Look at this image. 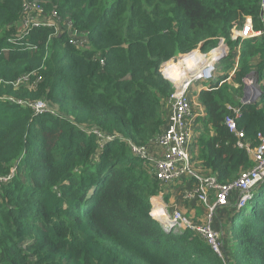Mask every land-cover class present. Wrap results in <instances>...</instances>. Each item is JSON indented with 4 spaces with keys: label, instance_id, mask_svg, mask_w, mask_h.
<instances>
[{
    "label": "trees",
    "instance_id": "obj_1",
    "mask_svg": "<svg viewBox=\"0 0 264 264\" xmlns=\"http://www.w3.org/2000/svg\"><path fill=\"white\" fill-rule=\"evenodd\" d=\"M29 1L0 0V50L22 34ZM37 1L73 27H34L23 40L34 49L0 52V176L16 172L0 185V264H264V183L246 207L217 212L223 259L194 230L167 232L152 217V197L195 177L167 185L132 150L153 149L168 125L175 85L163 67L225 38L224 74L199 98L193 170L230 183L254 166L240 143L264 134V33L242 42L233 27L252 18L264 30L260 0ZM251 71L261 98L241 106ZM39 101L48 110L36 114ZM230 106H241L242 135L227 125Z\"/></svg>",
    "mask_w": 264,
    "mask_h": 264
},
{
    "label": "built area",
    "instance_id": "obj_2",
    "mask_svg": "<svg viewBox=\"0 0 264 264\" xmlns=\"http://www.w3.org/2000/svg\"><path fill=\"white\" fill-rule=\"evenodd\" d=\"M39 1H29L24 3V20L21 25L22 34L10 38V45L4 47L0 52H7L14 49H34L30 42L23 41L34 27L48 26L53 27L55 33L72 31L73 21L68 17H63L58 12L48 14L38 3ZM261 13L260 20L264 23V0H260ZM233 30L243 42L246 39H252L261 36L263 29L255 28L252 18H248L242 27L237 25ZM84 39H88L86 36ZM89 40V39H88ZM79 42L80 38L75 39ZM217 47L209 52H203L200 49L186 53H180L174 56L166 66L163 67L164 77L175 85V90L170 97L169 103L171 113L169 115L168 125L165 131L158 137L154 148L146 146L133 145V152L147 161H153L154 171L158 179L163 183L175 184L177 179L193 176L197 182L193 185L183 184L180 192L183 200L196 201L205 207V215L202 222H196L193 217H187L180 212L176 204H166L163 200L165 190L152 197V217L157 220L163 229L167 232H181L184 230H194L202 235L212 249L225 258L224 252V232L222 229L215 228V220L219 209L227 207L230 203L241 210L246 207L250 200L254 198L255 189L258 184L264 182V134H259L260 143L252 147L249 143H240L241 148H245L252 160L254 166L241 172L238 178L230 183L218 182L215 177H205L193 170L192 162V144L196 137V131L200 119L207 118L206 107L200 101V94L203 90L211 89L219 77V64L221 60L229 55L230 49L226 44L225 38ZM240 53V46L238 47ZM238 60V58H237ZM254 74H257L256 72ZM245 79L244 97L242 105L257 103L261 98L262 89L255 81ZM178 80V81H177ZM196 80H209L211 84H205L197 88L193 95L189 93ZM247 80V81H246ZM259 82V77L257 78ZM14 101V100H11ZM21 103V101H16ZM241 106H230L234 113L227 118V125L230 130L242 135L237 129L236 118L241 115ZM36 114H41L46 109V103L39 101L33 105ZM11 173L6 176H0V185L14 176ZM211 193L214 194V200H211ZM238 194L237 197L235 195ZM158 210H154V208ZM179 209V210H178Z\"/></svg>",
    "mask_w": 264,
    "mask_h": 264
},
{
    "label": "crops",
    "instance_id": "obj_3",
    "mask_svg": "<svg viewBox=\"0 0 264 264\" xmlns=\"http://www.w3.org/2000/svg\"><path fill=\"white\" fill-rule=\"evenodd\" d=\"M226 58V57H225ZM225 58H223V60L225 59ZM236 67H238V66H235V68ZM233 70H232V72H231V76H230V78L229 79H232L233 78V76H234V74H233ZM212 85V84H211ZM215 84H213L212 86H214ZM250 158H251V156H250ZM252 159V158H251ZM253 161V160H252ZM254 162V161H253ZM264 183V182H263ZM179 191V192H178ZM255 192H256V190H255ZM180 198V199H182L181 201H183V202H185V203H187V202H189V201H185V200H183V198H182V196H181V194H180V188H173V187H171V188H168V189H166L165 188V195L162 197L163 198V200H164V202L166 203V204H169V205H171V204H176L177 206H178V204H179V200H178V197ZM238 196V194H236L235 195V197H237ZM254 197H255V195H254ZM251 201V200H250ZM193 203V208L191 209V211L189 212V210H188V212L190 213V215L193 217V220H196V222H200V221H202L203 219H204V215H205V207L203 206V205H200L198 202H196V201H193L192 202ZM197 204V205H196ZM222 209V208H221ZM219 213V212H218ZM225 213V215H223V216H220V219L222 220V221H224V220H226L227 219V216H228V214H227V212H224ZM223 230V229H222Z\"/></svg>",
    "mask_w": 264,
    "mask_h": 264
},
{
    "label": "rangeland",
    "instance_id": "obj_4",
    "mask_svg": "<svg viewBox=\"0 0 264 264\" xmlns=\"http://www.w3.org/2000/svg\"><path fill=\"white\" fill-rule=\"evenodd\" d=\"M222 41H220L219 40V42H218V45L221 43ZM223 60V59H222ZM221 60V61H222ZM224 64H227V63H225L224 62ZM218 73H223L224 74V72L222 71V70H218ZM255 73V71H251L250 73H248L247 74V76L244 78V82H245V79H247V78H249L250 80H252V81H255L258 85H260V82H257V78H258V75L257 74H254ZM248 79V80H249ZM170 81H172V80H170ZM178 81V80H177ZM247 81V80H246ZM213 82H210L209 80H205V81H202V80H196V81H194V83H193V85H192V89H191V91H189V93L191 94V95H193V94H195L196 92H197V88H199V87H201L202 85H205V84H212ZM214 83H217V81H215ZM245 84H247V83H244V85H243V92H242V94L240 93V95H241V97L243 98L244 97V87H245ZM238 86H240V85H238ZM199 126H202V122L200 121L199 122ZM15 174H16V172H15ZM188 179V177H186L185 179H183V182H185L186 180ZM180 180H182V178L181 179H177L176 180V182H175V184H177ZM174 184V183H173ZM176 188V187H175ZM261 192H263L264 193V184L262 185V187H261ZM179 192V191H178ZM180 194H181V192H180ZM182 196V195H181ZM178 197V196H177ZM178 200H179V204H178V207H179V211L180 212H182L183 214H185L187 217H190V218H192V216L190 215V213L188 212V210H187V208H186V206H185V202H183V201H181L182 199H180L179 197H178ZM188 212V213H187Z\"/></svg>",
    "mask_w": 264,
    "mask_h": 264
},
{
    "label": "water",
    "instance_id": "obj_5",
    "mask_svg": "<svg viewBox=\"0 0 264 264\" xmlns=\"http://www.w3.org/2000/svg\"><path fill=\"white\" fill-rule=\"evenodd\" d=\"M262 184H263V182H262V183H260V184H258V187H260ZM258 187H256V189H257ZM256 189H255V190H256ZM238 210H239V209H238Z\"/></svg>",
    "mask_w": 264,
    "mask_h": 264
},
{
    "label": "bare ground",
    "instance_id": "obj_6",
    "mask_svg": "<svg viewBox=\"0 0 264 264\" xmlns=\"http://www.w3.org/2000/svg\"><path fill=\"white\" fill-rule=\"evenodd\" d=\"M154 210L156 211V210H158V208L156 207V208H154Z\"/></svg>",
    "mask_w": 264,
    "mask_h": 264
}]
</instances>
